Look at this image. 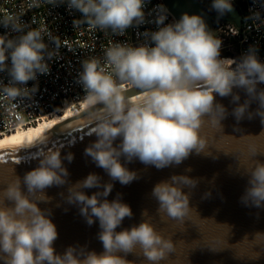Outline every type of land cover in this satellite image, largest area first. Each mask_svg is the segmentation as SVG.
<instances>
[{
  "label": "clouds",
  "instance_id": "1",
  "mask_svg": "<svg viewBox=\"0 0 264 264\" xmlns=\"http://www.w3.org/2000/svg\"><path fill=\"white\" fill-rule=\"evenodd\" d=\"M48 2L57 5L65 0ZM66 3L68 10L81 14L82 22L92 28L111 29L114 34H123L134 22H144L145 0H66ZM37 4L38 0H33L30 6ZM232 8L231 0H212L210 6L218 17ZM166 19L165 15L156 19L158 28L150 34V45L132 47L117 43L106 49L105 62L111 66V72L96 58L82 63L77 83L85 90L86 103L103 106L96 117V139L85 147L84 155L103 169L110 181L104 182L100 175L91 172L70 184L64 161L71 163L73 153L62 158L59 151H52L40 157L36 167L23 177L17 176L4 190V197L11 202V206L0 205V255L6 264H129L126 256L137 246L148 261L157 264L173 251L171 239H165L143 220L117 231L133 212L120 193L115 199H107L113 182L127 186L139 178L136 171L121 162L122 158L127 163L139 160L160 170L181 164L193 151L203 153L205 140L200 136L203 118L215 114L216 122L221 124L228 115L226 107L215 101L214 93L232 96L238 102L240 96L233 94L234 88L245 90L248 96L232 110L237 122L246 115L249 119L256 115L264 123V89L258 88L264 83V62L255 47L250 46L238 59L222 58V42L215 38L201 15L185 12L167 24ZM0 25L8 30L0 35V72L8 73L11 85L3 90L8 97L16 98L22 89L15 85H27L38 74L49 73L47 60L54 58L55 49L49 51L44 29L25 31L27 25L18 17L5 16ZM11 33L20 34L9 38ZM52 42L58 49V40ZM125 85L140 89V93L126 98ZM37 90L34 86L31 91ZM253 101L258 103L255 113L249 111ZM198 182L188 175H172L170 180L157 183L151 195L158 201V211L183 221L189 212L190 195L178 185L194 189ZM64 185H68L67 195L59 194L64 201L79 208L87 225L98 221L101 253L75 246H69L62 254L56 253L53 245L58 238L57 227L50 218L51 210L41 209L39 204L51 200L46 189ZM93 188L97 191L88 195L85 189ZM37 193L41 194L39 201L31 198ZM210 195L206 192L204 198ZM241 202L264 207V163L257 161L248 173V187Z\"/></svg>",
  "mask_w": 264,
  "mask_h": 264
},
{
  "label": "water",
  "instance_id": "2",
  "mask_svg": "<svg viewBox=\"0 0 264 264\" xmlns=\"http://www.w3.org/2000/svg\"><path fill=\"white\" fill-rule=\"evenodd\" d=\"M163 1L176 19L185 12L201 15L213 32V18L198 0ZM231 23L241 25L239 10ZM258 88L264 89V83L259 84ZM139 93L138 88L124 92L126 98ZM233 94L240 96L238 102H234L232 96L220 97L214 93L215 101L226 107L228 115L221 124L216 122L215 114L203 118L200 129V136L205 140L203 153L198 155L193 151L181 164L160 170L146 166L139 160L127 163L122 158L121 162L129 170L136 171L139 178L127 186L113 182V190L107 199H115L120 193L122 201L133 212V216L125 218L117 231L138 225L143 220L152 224L165 239H171L173 251L166 253L165 258L157 264H264V207L246 206L241 202L248 187V173L257 161L264 163V123L256 115L252 119L246 115L237 122L232 110L237 103H244L248 96L240 88H234ZM102 107L98 105L88 109L73 120L89 116ZM257 107L258 103L253 101L249 111L255 113ZM97 122H83L56 132L33 135L0 148V205L11 206V202L4 197V190L17 176L23 177L25 172L36 167L40 157L52 151H59L62 158L69 152L74 154L71 163L64 161L70 173V184L84 179L91 172L100 175L104 182H109L110 177L104 170L96 167L91 158L84 155L85 147L96 139L94 129ZM172 175H188L199 181L194 189L178 185L190 195L189 212L183 221L169 218L158 211V201L151 195L157 183L170 180ZM67 188L68 185L46 189L51 200L39 204L41 209L51 210L50 218L57 227L58 238L53 245L56 253H64L69 246L101 253L103 245L97 237L100 230L98 221L92 226L87 225L79 208L64 201L59 194L63 192L66 196ZM85 191L91 195L97 189ZM206 192L211 193L208 198H204ZM31 198L39 201L41 194L37 193ZM126 259L129 264H152L139 246L128 253ZM0 264H6L2 255Z\"/></svg>",
  "mask_w": 264,
  "mask_h": 264
},
{
  "label": "built area",
  "instance_id": "3",
  "mask_svg": "<svg viewBox=\"0 0 264 264\" xmlns=\"http://www.w3.org/2000/svg\"><path fill=\"white\" fill-rule=\"evenodd\" d=\"M206 0H198L204 6ZM242 15V23L237 26L231 22L213 24V35L222 42L221 57L238 59L250 46H254L261 62H264V0H231ZM0 0V19L5 16L18 17L29 28L45 30V43L49 51L55 49L54 58L47 60L50 71L38 74L36 80L27 85H15L22 89L16 98L4 93L9 84L8 73L0 72V138L13 132L37 125L53 115L70 111L75 116L84 112L85 90L77 83L85 60L96 58L109 72L110 65L105 62V51L114 44L132 47L151 44L150 34L157 30L155 23L160 15H165V23L176 18L168 10L163 0H145L144 22H135L123 34H114L111 29L92 28L83 21L79 12L68 10L67 3L54 5L48 0ZM8 30L0 25V35ZM20 33H11L12 36ZM58 40L59 47L52 41ZM37 91L33 93V87ZM135 87L125 85L124 92Z\"/></svg>",
  "mask_w": 264,
  "mask_h": 264
},
{
  "label": "bare ground",
  "instance_id": "4",
  "mask_svg": "<svg viewBox=\"0 0 264 264\" xmlns=\"http://www.w3.org/2000/svg\"><path fill=\"white\" fill-rule=\"evenodd\" d=\"M127 91H131V90H127ZM132 97H129V98H132ZM98 105L99 104L89 106L87 105V103H85V105L83 106V109L84 111H86L88 109L97 107ZM98 114H99V111L94 112L93 114L86 116L82 119L74 121L73 119L74 117H76L74 113H71L70 111H64L60 115H53L48 118H45L43 121L40 120V122L35 126H31L27 129L19 130L17 132H13L4 137H1L0 138V148L14 144L22 139L31 137L33 135H38V134L44 135V134L56 132L64 128L80 124L83 122L97 121L96 117Z\"/></svg>",
  "mask_w": 264,
  "mask_h": 264
},
{
  "label": "flooded vegetation",
  "instance_id": "5",
  "mask_svg": "<svg viewBox=\"0 0 264 264\" xmlns=\"http://www.w3.org/2000/svg\"><path fill=\"white\" fill-rule=\"evenodd\" d=\"M212 0H206L203 8L205 9L206 13L213 18L212 24L214 23H222V22H232L234 21L238 9L233 6L232 11L227 12L225 15L222 17H218V14L214 10H210Z\"/></svg>",
  "mask_w": 264,
  "mask_h": 264
},
{
  "label": "trees",
  "instance_id": "6",
  "mask_svg": "<svg viewBox=\"0 0 264 264\" xmlns=\"http://www.w3.org/2000/svg\"><path fill=\"white\" fill-rule=\"evenodd\" d=\"M240 12H243L242 10H240Z\"/></svg>",
  "mask_w": 264,
  "mask_h": 264
}]
</instances>
